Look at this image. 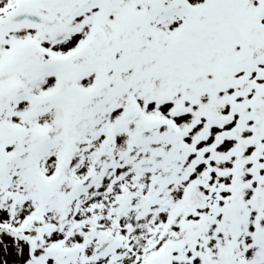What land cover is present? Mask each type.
Wrapping results in <instances>:
<instances>
[{"label": "snow or ice", "instance_id": "obj_1", "mask_svg": "<svg viewBox=\"0 0 264 264\" xmlns=\"http://www.w3.org/2000/svg\"><path fill=\"white\" fill-rule=\"evenodd\" d=\"M0 264H264V0H0Z\"/></svg>", "mask_w": 264, "mask_h": 264}]
</instances>
